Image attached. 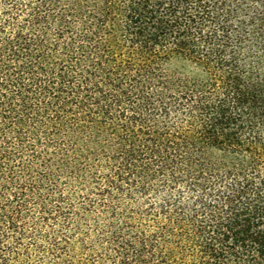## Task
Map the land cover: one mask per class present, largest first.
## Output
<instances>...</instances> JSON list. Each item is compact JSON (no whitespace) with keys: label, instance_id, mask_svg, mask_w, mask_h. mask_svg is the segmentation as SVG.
I'll return each mask as SVG.
<instances>
[{"label":"trees","instance_id":"obj_1","mask_svg":"<svg viewBox=\"0 0 264 264\" xmlns=\"http://www.w3.org/2000/svg\"><path fill=\"white\" fill-rule=\"evenodd\" d=\"M0 264H264V0H0Z\"/></svg>","mask_w":264,"mask_h":264}]
</instances>
